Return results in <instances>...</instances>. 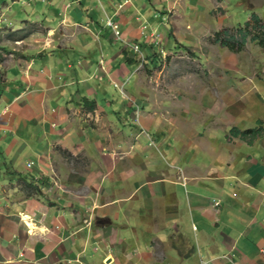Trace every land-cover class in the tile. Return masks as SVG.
I'll return each mask as SVG.
<instances>
[{"label": "crops", "instance_id": "1", "mask_svg": "<svg viewBox=\"0 0 264 264\" xmlns=\"http://www.w3.org/2000/svg\"><path fill=\"white\" fill-rule=\"evenodd\" d=\"M23 1L18 24L43 31L0 42V264H97L90 244L103 264H264V136L218 155L138 123L137 79V108L112 99L133 65L108 19L139 41L166 16L155 0Z\"/></svg>", "mask_w": 264, "mask_h": 264}, {"label": "rangeland", "instance_id": "2", "mask_svg": "<svg viewBox=\"0 0 264 264\" xmlns=\"http://www.w3.org/2000/svg\"><path fill=\"white\" fill-rule=\"evenodd\" d=\"M12 1L0 0V42L16 46L20 33H42L43 27L38 22L18 24L17 7L12 6ZM37 1L24 0L21 8L29 11L40 7L46 0H39L35 4ZM155 2L160 7L158 11L166 15L165 18L148 20L151 25L155 21L159 25L157 29L147 22L143 23L139 41H134V38L126 40L122 30V41H125L122 54L125 61L133 65L126 76L133 79L126 78L123 83H115L116 87L111 85L109 91L114 94L112 99L115 103H122V97H125L132 107L137 108L140 104L127 93L131 91L128 86L133 88L138 83L135 95L143 100L141 111L139 109L136 115L138 123L147 118L151 121L156 119L161 124H174L173 128L178 126L176 131L179 128L178 132L185 142H207L211 139L219 145L216 147L220 151L218 155L230 150L244 155L247 141L234 137L230 130L233 127L241 130L258 127L257 120L264 119V46L249 37L244 50L234 52L215 38L217 32L223 29L238 37V28L243 27L254 12L264 22V0ZM96 7L101 8V4L97 3ZM127 7L128 4L124 2L118 5L121 11ZM21 25L22 29L15 30ZM148 55L152 56L151 59ZM99 101L104 104L103 100ZM83 108L89 110L88 105ZM171 133L168 131V134ZM146 141L143 138V142ZM57 149L62 152L63 158L73 160L68 152ZM209 149L215 150L213 146ZM191 237L196 238L194 233ZM194 243L197 244L196 239ZM97 247L90 244L86 255L95 256V263L103 264Z\"/></svg>", "mask_w": 264, "mask_h": 264}, {"label": "trees", "instance_id": "3", "mask_svg": "<svg viewBox=\"0 0 264 264\" xmlns=\"http://www.w3.org/2000/svg\"><path fill=\"white\" fill-rule=\"evenodd\" d=\"M237 32L239 36L231 33L228 29H223L220 32H217L215 40L220 42L222 46L228 47L234 52H241L245 48L249 37L253 42L258 43L260 46H264V22L262 18L256 14L252 13V17L249 21L245 22L243 27L238 28ZM224 34V37H222ZM152 56L148 55V58L151 59ZM85 99L84 103L88 105L90 110L96 108V102L88 98ZM83 101V100H82ZM260 126L241 130L238 127H233L230 131L234 137H239L242 140H245L249 143H252L257 137L264 136V119H259L257 122Z\"/></svg>", "mask_w": 264, "mask_h": 264}, {"label": "built area", "instance_id": "4", "mask_svg": "<svg viewBox=\"0 0 264 264\" xmlns=\"http://www.w3.org/2000/svg\"><path fill=\"white\" fill-rule=\"evenodd\" d=\"M108 21H109L108 22V26L111 27L113 29V31L116 33V37L118 39L124 40L122 38V30H121L120 24L115 19H113V18H109ZM123 42L125 43V41H123ZM135 51H138V50H135ZM219 204H220V202L219 201L218 202L216 201V205H219Z\"/></svg>", "mask_w": 264, "mask_h": 264}, {"label": "bare ground", "instance_id": "5", "mask_svg": "<svg viewBox=\"0 0 264 264\" xmlns=\"http://www.w3.org/2000/svg\"><path fill=\"white\" fill-rule=\"evenodd\" d=\"M25 219H29V217H25ZM29 226L33 227V225L31 224V222H29Z\"/></svg>", "mask_w": 264, "mask_h": 264}]
</instances>
